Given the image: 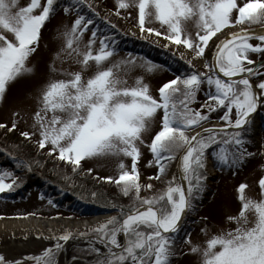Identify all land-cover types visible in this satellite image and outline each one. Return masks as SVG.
I'll list each match as a JSON object with an SVG mask.
<instances>
[{
    "label": "snow or ice",
    "instance_id": "1",
    "mask_svg": "<svg viewBox=\"0 0 264 264\" xmlns=\"http://www.w3.org/2000/svg\"><path fill=\"white\" fill-rule=\"evenodd\" d=\"M57 5L58 0H30L27 6L19 7L18 0H0V103L13 83L33 74L30 58L39 47L41 29L55 14ZM85 6L99 16L87 0H72L71 7L63 9L77 16L63 33L65 48L61 51L74 57L80 70L49 66L53 74L68 78L49 80L34 114L33 127L38 131L21 135L31 140L38 134V148L50 146L47 154L71 165L73 173L85 160L121 156L131 160L130 170L121 162L118 178H105L131 202L126 206L113 203L111 207L118 216L92 229L94 235L88 239L86 251L94 254L95 260L89 264H171L181 222L195 212L194 201L205 189L208 163L211 161L218 170L237 169L254 155L246 145L251 143L248 132L253 114L264 107V80L255 85L251 80L264 76V59L253 61L250 54L264 57V31L242 28L226 33L225 38L218 34L237 25H264V0H246L242 5L238 0H117V16L120 10L138 9L139 30L146 34L141 38L154 35L168 41L165 48L169 44L182 46L192 55L188 60L185 53H180L179 58L190 71L163 84L158 99L143 77H137L132 86H128L126 77L136 68L151 74L163 66L130 54L113 61L119 55L115 38L100 33L94 19L82 13ZM154 22L159 29L146 27V23ZM189 22L196 29L195 36L187 28ZM111 28L116 29V25ZM89 32L85 43L84 35ZM252 40L258 43L254 45ZM176 55L173 51L172 56ZM59 58L57 53L55 59ZM200 59L204 60L205 71L195 70L193 61ZM90 71L92 74L85 78ZM201 93L204 100L199 102L200 107H192ZM221 110L215 123L224 126L205 127L214 123L212 113ZM158 113H162L160 130L145 145L143 135L150 131ZM16 126L13 121L11 128L0 124V129L12 132ZM140 145L149 148L153 157L149 166L157 168L156 175L148 180L161 181L165 185L161 190L153 191V184L141 183ZM12 159L16 168L32 171L28 161ZM174 163L176 171L169 179ZM17 180L12 171H0V193L20 188L22 182ZM247 187L241 184L237 189L239 214L227 218L235 229L212 236L206 247H191V254L200 256V264H264V178L259 181V201L246 196ZM142 192L153 194L142 196ZM250 213L254 219H249ZM203 231L207 234L208 230ZM73 238L71 231L54 235V248L25 259H34L36 264H58L57 253ZM184 242L191 244L190 239ZM0 264L22 262H9L0 255Z\"/></svg>",
    "mask_w": 264,
    "mask_h": 264
},
{
    "label": "rangeland",
    "instance_id": "2",
    "mask_svg": "<svg viewBox=\"0 0 264 264\" xmlns=\"http://www.w3.org/2000/svg\"><path fill=\"white\" fill-rule=\"evenodd\" d=\"M42 3L45 0H41ZM246 0H238L239 4H243ZM30 3V0H18L19 7H25ZM87 3L93 5L96 13L99 16H95L93 12L87 9V13L96 20L100 21L101 26L98 22L95 27L99 28L100 33L103 34L105 29L111 28L112 24L119 25L117 20H121L122 25L125 28L120 29V34L124 38L136 39L138 41H146L153 43L155 46L161 49H171L177 53L179 58L180 53H185L188 60H192V55L187 52L182 46L177 48L174 45H168V41L162 38L151 36L147 38H141L142 34L138 26V9L135 7L129 8L128 10H120V15L117 16V0H87ZM72 0H58L57 11L46 22L45 26L41 29V39L39 41V47L37 51L30 58L29 66L34 68V72L31 75L22 77L13 83L3 103H0V124H5L7 128L12 127L13 121L16 122V129L12 132L7 131V128L0 129V138L8 139H22L27 143L38 148L37 141L39 139L38 134L32 135L31 140L25 139L21 133L28 132L32 134L38 130L33 127L34 114L38 108V100L43 92L45 86L50 79L59 80L67 79L66 76L59 74H53L50 71V65H53L58 70L68 71H79V66L74 62V57H68L66 52L61 50L65 48V38L63 33L71 28L74 20L76 19V12L70 11L69 13L64 12V7H71ZM85 11V13H86ZM114 17L117 20H114ZM118 24V25H117ZM146 27H153L159 29L158 23L147 24ZM188 30L195 36L196 29L194 25L189 22L187 25ZM233 28V27H232ZM234 28H246L242 25H237ZM112 29V28H111ZM113 32H117L116 29H112ZM111 30V31H112ZM122 30V31H121ZM162 30V29H161ZM110 31V30H109ZM9 39H13L11 34L4 33ZM90 32L85 33L84 42L87 43L90 38ZM121 35V36H122ZM112 36V35H110ZM114 37V36H113ZM254 45L258 43L256 40L250 41ZM98 46V43H97ZM83 50V45L81 46ZM119 55L112 58L113 61L126 59L129 54L133 57H142L140 54L133 53L131 50L118 51ZM57 53H60V58L55 59ZM250 58L253 61H260L263 59L262 56L257 54H250ZM63 61V62H62ZM183 61V60H182ZM138 63L140 61H137ZM193 64L195 69H204V60H194ZM107 66V65H106ZM264 72V69H261ZM92 72L85 73V78H88ZM174 74L169 73L165 68L161 67L154 73H147L141 68H136L131 71L126 79L128 86L134 85L137 77H143L144 82L150 86L151 92L154 97L159 98L158 89L165 83L173 80ZM264 80V76L253 77L251 82L255 85L257 82ZM259 113L264 114V107L258 109L257 113L253 114L252 123L249 126L248 138L251 143L247 144L248 151L254 153L253 156L248 157L245 162L237 169H224L217 171L214 169L213 163L210 161L207 166V179L205 180V186L208 189H204L198 199V205L192 218L187 221V218L183 220L182 228L184 224H187L189 230L185 234L184 240L190 239L191 244L183 242L177 249L176 257L172 260L171 264H200V256L191 254L192 246H200L201 248L206 247V242L214 235H218L221 231L234 230L236 225L229 222L227 218L229 216H237L241 210V204L238 200L237 189L241 184H246L248 187L245 190L246 196L256 201H259L262 197L260 195L259 181L264 178V133L261 131V123L259 120ZM162 113H158L154 125L150 131L143 135L145 145L150 144L155 134L160 130V121ZM214 123L205 125V127H211ZM217 126L223 127V124L216 123ZM255 130L256 132H254ZM201 131V130H200ZM39 149V148H38ZM141 158L138 163L140 173L144 174L147 178L153 173L155 165L149 166V161L153 159L151 152L148 147L140 145ZM50 150V146L42 150V154L45 157L56 159V156H49L47 153ZM13 156H10L0 147V171L8 170L12 171L16 177L17 182H25L21 193L18 195H9L10 192L0 193V221H10L12 219H24L26 217H32L34 219L50 220V219H65L69 221H84L89 219L93 214L104 215L105 218L102 223L106 222L111 216H117V212L113 208H87L78 202H71L68 199L60 201V204H66L70 202L77 210H93L91 217H77L73 215L70 217L68 213L63 212L60 209L53 207V199L49 193L56 195V192L51 191L52 187L48 186L49 182L45 177H42L39 171L32 170L28 172L24 169H18L15 167ZM17 158V157H16ZM18 159V158H17ZM123 162L126 167L130 170L131 160L123 156L98 158L92 160L82 161L81 168L88 173V176H93L96 184L103 183L106 177L117 178L119 175V163ZM176 165L171 167L169 172V179L172 173L175 172ZM211 170H210V169ZM89 170H91L89 172ZM90 174V175H89ZM141 176V182L145 179ZM92 181V177L90 178ZM7 182H11L10 180ZM47 182V183H46ZM165 187L161 181L154 180V190L158 191ZM64 190V189H63ZM70 194L69 190H64ZM18 192H15V194ZM2 194H4L2 196ZM152 192L144 193L142 196H150ZM43 197V199L41 198ZM62 197V196H61ZM49 200L52 204H49ZM58 202V203H59ZM249 219H254L253 214H249ZM95 227H79L73 229H53L48 233L39 231L34 232L35 228L32 227H6L0 226V255H3L9 262L21 261L22 264H36L34 259H25L26 257H38L48 248H54L56 241L53 239L54 235H63L65 231H71L74 234V238L70 239L67 243L63 244V249L57 253L58 264L63 259L62 255L65 252V261L62 264H89V261L95 260V255L86 251L88 249V239L91 238L94 233L92 229ZM207 228V234L203 229ZM48 231V230H47ZM81 233H86L85 237H81ZM121 240L123 238L121 237ZM28 244L24 245V248H19L17 244ZM63 243V242H61ZM14 244V246H13ZM100 247V245H96ZM78 249L82 250L79 251ZM72 251L74 253H72Z\"/></svg>",
    "mask_w": 264,
    "mask_h": 264
},
{
    "label": "trees",
    "instance_id": "3",
    "mask_svg": "<svg viewBox=\"0 0 264 264\" xmlns=\"http://www.w3.org/2000/svg\"><path fill=\"white\" fill-rule=\"evenodd\" d=\"M87 9L83 7L82 13L86 16H90L86 11ZM86 11V13H85ZM93 18V17H92ZM95 21V24L98 22L99 26H101V18L100 21L93 18ZM118 19V18H117ZM114 17V20H117ZM119 22V25L116 26V31L113 32L111 28L105 29L106 31L103 32V34L112 35L115 38L116 46L118 51H128L131 50L133 53L140 54L142 57H145L146 59L153 61L157 64H160L165 68L169 73L174 74V78H176L177 75L190 71L188 69L187 64H185L184 61H182L177 56L173 57L171 49H161L157 46H155L153 43L146 42V41H138L136 39H126L123 37L122 34H120V29L125 28L122 25L121 20H117ZM247 28L255 27V26H264V25H242ZM103 27V26H101ZM112 30V31H111ZM122 31V30H121ZM122 35V36H121ZM264 59V57H263ZM197 71H205L203 69H195ZM204 100V95L201 93L198 95V102L192 107L199 108L200 107V101ZM223 110L212 113L211 119L213 122L217 121V118L222 115ZM259 120L261 123V131L264 133V114L259 113ZM220 124H223L222 122H219ZM191 135V133H189ZM0 147L7 152L10 156L17 157L18 159H23L25 161H28L32 165V170H37L41 174L42 177H45L49 183H52L56 185L57 187H60L61 189L69 190L72 196L79 199L81 202L84 203L87 207H90L92 209L94 208H113L111 205L113 203L117 205H128L130 204V198L124 197L119 188L115 185V183H109L107 180L103 181V183H97L93 180L95 177L88 176V173H84L85 171L81 168L78 170V172L73 173L72 166L68 165L60 160L51 159L50 157H45L42 154V150L38 149L31 144L27 143V141L22 139H8V138H0ZM174 165V164H173ZM172 165V166H173ZM171 166V167H172ZM140 170V169H139ZM153 173L151 175L155 176L157 173V168L153 169ZM215 170L217 171V174L220 172L215 167ZM90 175V174H89ZM141 176L144 177V174H141ZM92 177V181L90 178ZM118 178V177H117ZM145 178V177H144ZM116 179V178H114ZM25 182H22V186ZM141 183L148 184L151 183L154 185V180L149 181L148 177L145 178ZM21 188V187H20ZM18 188V189H20ZM16 189L15 191H17ZM205 189L207 190L208 187L205 186ZM92 193H95V197L92 196ZM148 193V192H144ZM153 194V193H152ZM151 194V195H152ZM199 200H195L194 203L196 204ZM54 207L56 209H60L65 213H68L70 217H73V215H76L77 217H91L93 210H77L73 206L68 204H60L57 201L54 200ZM114 209V208H113ZM117 212V210L115 209ZM118 216V212H117ZM192 214H189L187 217V221L192 218ZM187 224H184L181 232L179 233V238L177 240V243L175 245L176 254L177 249L179 245L185 241L186 233L189 230L187 228ZM79 251H82L78 249ZM72 253H74L72 251ZM176 257V256H175ZM174 257V258H175ZM172 258V260L174 259ZM171 260V262H172Z\"/></svg>",
    "mask_w": 264,
    "mask_h": 264
},
{
    "label": "bare ground",
    "instance_id": "4",
    "mask_svg": "<svg viewBox=\"0 0 264 264\" xmlns=\"http://www.w3.org/2000/svg\"><path fill=\"white\" fill-rule=\"evenodd\" d=\"M241 31L238 28H229V29H225L222 33L218 34V37L220 38H225V34H231V33H235ZM216 38H214L215 40ZM254 132H256L255 130H253ZM176 171V168H175ZM94 213V212H93ZM22 218V217H21ZM12 219L10 221H0V226H6L8 227H12V228H17V227H23V226H27V227H32L35 228L34 232H45L48 233L50 230L53 229H73V228H79V227H97L98 225H100L102 223V221L104 220L105 216L104 215H97V214H93V216L89 219H84V221H69V220H65V219H61V218H57V219H50V220H41V219H34V218H30V217H26L24 219ZM48 230V231H47ZM31 244V243H28ZM28 244H17L15 246L19 247V248H24V245H28ZM14 246V244H13ZM63 259L60 260V264H62L65 261V252H63L62 255Z\"/></svg>",
    "mask_w": 264,
    "mask_h": 264
},
{
    "label": "water",
    "instance_id": "5",
    "mask_svg": "<svg viewBox=\"0 0 264 264\" xmlns=\"http://www.w3.org/2000/svg\"><path fill=\"white\" fill-rule=\"evenodd\" d=\"M247 31H254V32H261L264 31V27H258V28H252V29H247Z\"/></svg>",
    "mask_w": 264,
    "mask_h": 264
}]
</instances>
